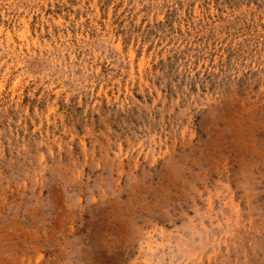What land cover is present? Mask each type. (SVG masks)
I'll use <instances>...</instances> for the list:
<instances>
[{"label":"rangeland","instance_id":"1","mask_svg":"<svg viewBox=\"0 0 264 264\" xmlns=\"http://www.w3.org/2000/svg\"><path fill=\"white\" fill-rule=\"evenodd\" d=\"M0 264H264V0H0Z\"/></svg>","mask_w":264,"mask_h":264}]
</instances>
